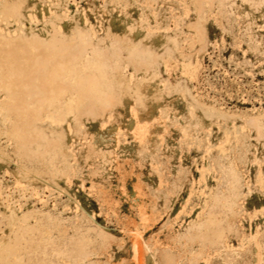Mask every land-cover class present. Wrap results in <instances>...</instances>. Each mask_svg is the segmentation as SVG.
Listing matches in <instances>:
<instances>
[{
  "label": "rangeland",
  "instance_id": "rangeland-1",
  "mask_svg": "<svg viewBox=\"0 0 264 264\" xmlns=\"http://www.w3.org/2000/svg\"><path fill=\"white\" fill-rule=\"evenodd\" d=\"M250 2L0 0V264H264Z\"/></svg>",
  "mask_w": 264,
  "mask_h": 264
},
{
  "label": "bare ground",
  "instance_id": "bare-ground-1",
  "mask_svg": "<svg viewBox=\"0 0 264 264\" xmlns=\"http://www.w3.org/2000/svg\"><path fill=\"white\" fill-rule=\"evenodd\" d=\"M244 1H245L246 3H249V4L251 3L250 0H244ZM257 2H259L260 5H263V6H264V0H257ZM168 27H169V26H168ZM167 29H168V28H167ZM48 57H49V56H48ZM23 58H24V61H25L26 59H32V58H30V57H29V58H27V57H26V58L23 57ZM34 58H35V57H34ZM37 59H38V58H37ZM33 60H34V59H32V61H33ZM24 61H23V62H24ZM29 61H30V62L27 63V65L31 63V60H29ZM36 61H37V60H36ZM9 62H10V61H9ZM25 62H27V60H26ZM33 62H34V61H33ZM47 62H48V60H47ZM55 62H57V61H55ZM59 62H61V61H59ZM62 62H63V61H62ZM37 63H38V61H37ZM37 63H36V64H37ZM9 64H11V62H10ZM24 64H26V63H24ZM31 64H32V63H31ZM34 64H35V62H34ZM34 64H32V66H30V67H31V68H30L31 70H32L33 67L36 65V64H35V65H34ZM54 64H56V63H54ZM33 65H34V66H33ZM37 65H38V64H37ZM37 65H36V66H37ZM45 65H46V64H45ZM48 65H50V64H48ZM71 65H72L71 63L68 64V63L64 62L63 64H61V63L59 64V63L57 62V65H56V66H54V65L52 66V65H51L50 67H52V69H53V68L55 69V70L53 69L54 71H53L52 74H53L54 76H56V79H58L59 76H63V78H64L63 80L65 81L66 79H68V80H69V79H74V78H73L74 75H72V74L74 73V72H73L74 69H73V66H71ZM25 66H26V65H25ZM25 66H24V67H25ZM36 66H35V67H36ZM35 67H34V70L36 69ZM37 67L39 68V66H37ZM47 67H49V66H47ZM63 67H65V68H63ZM9 68H10V69H9ZM9 68H8V69H9L10 71H7V72H9V74H7L6 71L4 70V72H3V76H4L5 78L2 76L1 81H0V82L3 84V86L6 87L7 89H13V90L16 89V90H17V86H18V85H21V86H22V85H24V84H28V82H29V84H31L32 82L35 83L36 81H37V82L35 83V85H36L35 89H37V85H38L37 83H39V82H40L39 85H41V84H42L43 86L46 85L45 83H46V80H47V79L44 77L45 75H44V76L42 75L43 77H41V76H40L41 73L39 74V76L42 78L41 81H43V82H41V81L38 79L37 76H35V77H34V76H30V73H31V72L28 74V77H29V78L26 76V79H30V78L32 79V78L34 77V78H36V80H35V81H31V79H30L29 81L25 82L26 80H25V76H24L23 74L21 75V73H19L17 69L14 70L13 66H12V69H11V67H9ZM38 68H37V69H38ZM69 68H71V69H69ZM23 69H24V68H23ZM49 69H50V68H49ZM72 69H73V70H72ZM47 70H48V69H47ZM62 70H63V71H62ZM68 70H69V71H68ZM71 70H72V71H71ZM49 71H50V70H49ZM25 72H26V71H25ZM36 72L38 73L39 70L36 71ZM40 72H41V71H40ZM4 73H6V74L4 75ZM32 73H33V72H32ZM43 73H45V72H42V74H43ZM49 73H50V72H49ZM25 74H26V73H25ZM52 74H50L51 77H52ZM33 75H34V74H33ZM37 75H38V74H37ZM22 76L24 77V79L21 78ZM48 76H49V74H48ZM57 76H58V77H57ZM40 77H39V78H40ZM3 78H4V79H3ZM59 78H60V77H59ZM2 79H3V80H2ZM54 79H55V78H53L52 81H54ZM24 80H25V81H24ZM32 80H33V79H32ZM30 82H31V83H30ZM44 82H45V83H44ZM53 83H54V82H53ZM29 84H28L27 87H29ZM32 85H33V84H32ZM51 85H52V84H51ZM54 85H56V84H54ZM30 86H31V85H30ZM52 86H53V85H52ZM12 87H14V88H12ZM47 87H48V86H47ZM42 88H43V89H42ZM42 88H40V86H38V89H41V91H43V92L45 93L46 90H44V89H46V88H45V87H42ZM53 88H54V86H53ZM53 88H50V90H53ZM48 92H49V91H48ZM50 96H51V97H49V95H48L46 98H45V96H44V97H43V100H46L47 102H51L53 99H55L53 95L50 94Z\"/></svg>",
  "mask_w": 264,
  "mask_h": 264
}]
</instances>
